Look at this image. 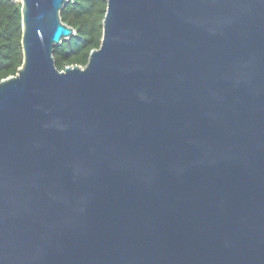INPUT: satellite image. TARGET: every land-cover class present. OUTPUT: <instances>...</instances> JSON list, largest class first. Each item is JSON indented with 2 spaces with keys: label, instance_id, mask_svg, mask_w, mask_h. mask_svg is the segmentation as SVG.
<instances>
[{
  "label": "water",
  "instance_id": "1",
  "mask_svg": "<svg viewBox=\"0 0 264 264\" xmlns=\"http://www.w3.org/2000/svg\"><path fill=\"white\" fill-rule=\"evenodd\" d=\"M20 0L0 80V264H264V0Z\"/></svg>",
  "mask_w": 264,
  "mask_h": 264
},
{
  "label": "trees",
  "instance_id": "2",
  "mask_svg": "<svg viewBox=\"0 0 264 264\" xmlns=\"http://www.w3.org/2000/svg\"><path fill=\"white\" fill-rule=\"evenodd\" d=\"M21 3L0 0V80L16 75L22 65ZM105 0H70L60 11V19L73 29V34L53 48L55 66L84 67L89 52L100 46Z\"/></svg>",
  "mask_w": 264,
  "mask_h": 264
},
{
  "label": "rangeland",
  "instance_id": "3",
  "mask_svg": "<svg viewBox=\"0 0 264 264\" xmlns=\"http://www.w3.org/2000/svg\"><path fill=\"white\" fill-rule=\"evenodd\" d=\"M15 1H17V2H19V3H20V0H15Z\"/></svg>",
  "mask_w": 264,
  "mask_h": 264
}]
</instances>
